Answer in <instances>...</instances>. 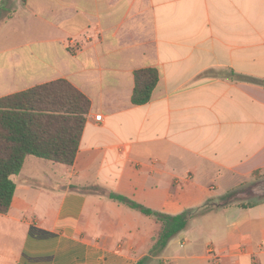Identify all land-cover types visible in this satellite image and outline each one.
I'll list each match as a JSON object with an SVG mask.
<instances>
[{
	"label": "crops",
	"instance_id": "0c3cea01",
	"mask_svg": "<svg viewBox=\"0 0 264 264\" xmlns=\"http://www.w3.org/2000/svg\"><path fill=\"white\" fill-rule=\"evenodd\" d=\"M16 2L29 40L0 50V98L66 80L91 109L72 166L28 156L13 177L0 264H137L161 225L110 193L178 215L264 171V86L243 80H264V0ZM152 264H264V199L191 219Z\"/></svg>",
	"mask_w": 264,
	"mask_h": 264
},
{
	"label": "trees",
	"instance_id": "16d2710c",
	"mask_svg": "<svg viewBox=\"0 0 264 264\" xmlns=\"http://www.w3.org/2000/svg\"><path fill=\"white\" fill-rule=\"evenodd\" d=\"M2 10L3 6L0 12ZM134 79L132 104L142 106L149 103L159 82L158 70H136ZM243 80L264 86V80ZM90 109L89 98L66 80L52 81L0 98V214L10 211L17 189L13 177L21 172L28 156L67 166L74 164ZM259 173L254 172L253 176ZM92 189L99 192L98 188ZM109 197L153 217L161 225L150 254L137 264H152L172 239L186 230L191 219L234 204L237 200L233 191L223 196L218 205L210 200L202 208L169 215L155 212L115 193H110ZM255 205L239 204L243 208Z\"/></svg>",
	"mask_w": 264,
	"mask_h": 264
},
{
	"label": "rangeland",
	"instance_id": "374dc122",
	"mask_svg": "<svg viewBox=\"0 0 264 264\" xmlns=\"http://www.w3.org/2000/svg\"><path fill=\"white\" fill-rule=\"evenodd\" d=\"M3 6V10L0 12V50L8 47L9 45L21 43L24 40H29L27 34L20 35L18 28L21 27L22 22H18L16 20H11L12 15L14 14L15 8H20V4L18 2L15 3V0H1L0 7ZM18 15L21 16L20 12ZM10 18V19H9ZM3 23L4 21H7ZM17 30V32H15ZM264 180V171L259 173L258 175L251 176L248 179L244 180L240 185H238L233 191L236 193L240 192H247V190L252 187L253 185L261 182ZM232 191V192H233ZM228 194V193H227ZM264 198H258L255 196H244V197H237L235 204H240L243 202L244 204H257ZM221 200H214L215 205L220 204ZM215 211V209L213 210Z\"/></svg>",
	"mask_w": 264,
	"mask_h": 264
},
{
	"label": "water",
	"instance_id": "95a60500",
	"mask_svg": "<svg viewBox=\"0 0 264 264\" xmlns=\"http://www.w3.org/2000/svg\"><path fill=\"white\" fill-rule=\"evenodd\" d=\"M250 195L258 198H264V180L250 187L247 192L237 193L238 198Z\"/></svg>",
	"mask_w": 264,
	"mask_h": 264
},
{
	"label": "built area",
	"instance_id": "2783aa9c",
	"mask_svg": "<svg viewBox=\"0 0 264 264\" xmlns=\"http://www.w3.org/2000/svg\"><path fill=\"white\" fill-rule=\"evenodd\" d=\"M96 120H97L98 122H101V121H102V116H101V115L96 116Z\"/></svg>",
	"mask_w": 264,
	"mask_h": 264
}]
</instances>
